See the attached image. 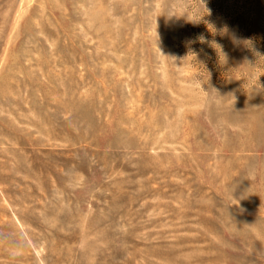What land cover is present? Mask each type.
<instances>
[{
  "label": "rangeland",
  "instance_id": "obj_1",
  "mask_svg": "<svg viewBox=\"0 0 264 264\" xmlns=\"http://www.w3.org/2000/svg\"><path fill=\"white\" fill-rule=\"evenodd\" d=\"M0 264H264V0H0Z\"/></svg>",
  "mask_w": 264,
  "mask_h": 264
}]
</instances>
